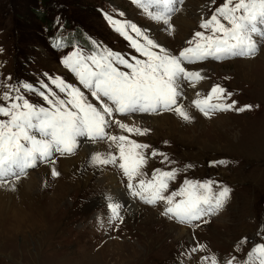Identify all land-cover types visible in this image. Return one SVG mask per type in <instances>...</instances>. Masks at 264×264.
<instances>
[{
	"label": "rangeland",
	"instance_id": "rangeland-1",
	"mask_svg": "<svg viewBox=\"0 0 264 264\" xmlns=\"http://www.w3.org/2000/svg\"><path fill=\"white\" fill-rule=\"evenodd\" d=\"M212 2L184 0L178 6L180 11L172 16L174 30L169 32L165 25L161 29L171 37L163 42L152 35L149 25L155 28V21L132 0H0V93L7 91L9 86L19 88L20 93L34 104L44 105L38 94L25 91L22 85L28 83L41 90L42 84H48L56 90L50 79L60 78L81 87L97 104L62 63L73 53L75 46L66 47L64 44L69 43L63 41L56 46V35H69L70 42L71 31L81 27L98 42L104 41L120 50L126 58H130L129 54L139 57L121 37L123 35L114 30L106 19L107 14L114 19L124 17V22L135 24L175 54L199 27L200 14L212 6ZM36 7L47 11L43 20L35 16ZM179 16L188 17L193 26L177 23L175 18ZM68 18L71 27L60 30ZM50 23L52 28L48 27ZM244 59L247 57L209 58L186 64V68L207 72V79L195 87L183 85L184 97L179 102L190 110L192 121L185 122L171 112L159 113L174 115L182 127L172 123L157 133L145 123L129 122L126 120L129 115L115 114V119L149 131L146 135H136L123 132L115 125L108 129L112 134L127 135L138 143L149 145L143 150L147 156L143 171L148 178L156 169L177 170L165 195L179 190L185 180L213 181L214 190L221 185L229 187L230 197L224 206L212 218L204 217L211 218L207 224L190 227L162 215L165 208L162 203L153 206L132 198L122 171L112 165L93 166L90 155L75 164L60 162L83 158L81 148L91 143L80 138L74 155L54 156L55 168L58 164L61 166L56 168L60 173L58 177L51 175L52 165L38 163L20 179L35 176L37 180L32 188L20 184L14 191L0 187V264H203L201 258L205 256H215L221 264L235 257V264H243L250 246L258 239L264 241V39L259 40L256 55L248 58L254 60L250 66H244ZM212 64L218 66L217 70ZM215 82L232 91L236 108L245 105L253 108L245 112L235 109L214 112L211 118L198 113L190 101ZM188 89L191 92H186ZM197 115L203 118L202 123L198 122ZM153 150L165 154L168 160L165 161L162 155L151 156ZM108 151L114 149L108 147L93 150V153ZM221 160L226 163H213ZM49 165L43 175L38 173L40 168ZM67 165L70 170L65 169ZM108 172L119 174L126 198L146 209L141 215L128 210L123 195L111 194ZM89 173H92L90 178L87 177ZM86 178L89 180L87 184L84 182ZM60 188L63 195L57 199L54 195ZM108 195L122 205L123 222L111 219ZM201 244L206 246L203 251H191Z\"/></svg>",
	"mask_w": 264,
	"mask_h": 264
},
{
	"label": "snow or ice",
	"instance_id": "snow-or-ice-1",
	"mask_svg": "<svg viewBox=\"0 0 264 264\" xmlns=\"http://www.w3.org/2000/svg\"><path fill=\"white\" fill-rule=\"evenodd\" d=\"M132 2L171 32L174 30L172 16L180 11L178 6L184 0ZM106 19L115 31L129 40L130 46L143 59L138 56L126 58L99 45L90 54L77 50L66 56L62 63L97 104L89 101L81 87L60 78L50 79L56 90L48 84H42L41 90L31 84L22 85L25 91L38 94L44 105L31 103L19 88L9 86L7 91L0 93V117L4 118L0 119V187L14 191L16 183L38 163L52 165L51 175L58 177L60 173L54 166V154L74 155L80 138H85L91 144L106 143L109 149H114L107 153H92L90 163L97 167H118L126 178V188L132 197L153 206L164 203L162 215L179 223L192 225L193 221L201 220L207 223L203 218L216 214L229 199V187L221 185L214 190L213 181L185 180L179 190L165 195L177 170L156 169L148 178L143 171L147 164L143 150L149 145L138 143L127 135L112 134L108 129L115 125L123 132L136 135H146L149 131L115 119V114L171 112L185 122H191L193 117L179 102L184 95L183 85L187 82L195 87L204 77L199 71H189L186 64L209 58L254 57L259 51V40L264 39V0H225L211 17L201 20L200 28L204 31L195 32L193 39L187 42L189 47L178 54L171 53L135 24L107 14ZM129 28L135 37L129 35ZM230 96L225 88L215 85L205 98L193 100L192 104L209 118L217 111L235 109L244 112L251 109V105L235 108V101L211 102L213 99L223 101ZM150 155H162L165 161L168 160L165 154L155 150ZM213 163L225 164L226 161ZM106 199L111 219L123 222L122 205L114 202L111 195ZM205 247L201 244L191 251H203ZM201 259L203 264L209 261L221 264L215 256ZM235 261L236 258L232 257L223 264H235ZM243 264H264V244L254 247Z\"/></svg>",
	"mask_w": 264,
	"mask_h": 264
},
{
	"label": "bare ground",
	"instance_id": "bare-ground-1",
	"mask_svg": "<svg viewBox=\"0 0 264 264\" xmlns=\"http://www.w3.org/2000/svg\"><path fill=\"white\" fill-rule=\"evenodd\" d=\"M198 17V16H197ZM176 20V22L177 23H186V24H188V25H192L193 26V23L189 20V18L188 17H185V16H179V17H177V18H175ZM154 24H155V28H153V27H151L150 25H149V27L150 28H152V35L153 36H155V37H158V38H160L163 42H167L166 40L167 39H170L171 37H170V35L169 34H167V33H163V31H161V29L164 27V25L162 24V23H160V22H154ZM157 30H159V31H157ZM159 32H161V34L159 35ZM181 34V33H180ZM171 42V41H170ZM167 44V43H166ZM165 44V45H166ZM171 50V49H170ZM254 60L252 59H244V60H242V62H244L245 64H244V66L245 65H249L250 66V64L253 62ZM243 64V63H242ZM213 65V68L214 69H216L217 70V67L218 66H215L214 64H212ZM208 66V65H207ZM210 66V65H209ZM206 83V82H205ZM185 86V85H184ZM186 90V89H185ZM196 90V89H195ZM197 91V90H196ZM186 92H191L189 89L186 91ZM184 97V96H183ZM192 98V95L190 96V99ZM186 100V99H185ZM189 109V108H188ZM190 111V110H189ZM197 117H198V115H197ZM126 120H128L129 122H131V123H135V124H137V123H145V125L146 126H149L151 129H153V131H156L157 133L161 130V129H163L164 127H167V125H169V124H171L172 125V123L173 124H179V126H181V121H179L177 118H175V116L174 115H170V114H157V115H151V116H149V115H144V116H140V117H136V116H134V115H129V117H126ZM198 122H200V123H202L203 122V118L200 116V117H198ZM177 126V125H176ZM169 127V126H168ZM182 127V126H181ZM172 129V128H171ZM177 130V129H176ZM106 148H108V144H106V143H97V144H88V145H86V146H84V147H82L81 148V154H82V156H83V158H79V157H74L73 159H71L70 161H68V160H61L60 162H64V163H66V164H68V163H72V164H75V163H79V162H83V160H85L89 155H91L92 153H93V150H95V151H100V150H104V149H106ZM57 163H59V162H57ZM57 167H61L59 164L58 165H56V168ZM49 168H50V165L49 166H44V167H42V168H40L39 169V171H38V173L40 174V175H43V173L44 172H46V171H48L49 170ZM65 169H68V170H70V167L67 165L66 167H65ZM91 174L92 173H89V175H87V177L88 178H90L91 177ZM93 176V175H92ZM106 178H107V176H106ZM37 179H36V177L35 176H27L26 178H24L23 180H19L17 183H16V188H15V190H17L18 189V185L20 184V185H22V186H25L26 188H32L34 185H35V181H36ZM88 179L86 178L85 180H84V182L87 184L88 183ZM108 183H110L109 185H110V187H111V194L112 195H115V194H117V195H119V194H121V195H123V198L124 199H126V202H127V206H128V210L129 211H131V212H133V213H136L137 215L138 214H142V212L143 211H145L146 209H143L142 208V206L140 205V204H138V203H136L135 201L134 202H131V201H129L127 198H126V196H125V193H123L124 192V190H123V186L121 185V183L119 182V176H118V174L116 173V172H108ZM80 186H82V185H80ZM89 186V185H88ZM61 187H62V185H61ZM86 189V188H85ZM57 191H59V192H57V193H60V195H58L57 193L54 195L55 196V198H57V199H59L62 195H63V190H62V188H60V190L59 189H57ZM82 191H84L85 192V190H82ZM93 192V191H92ZM114 198V197H113ZM119 198V197H118ZM124 201V200H123ZM61 202H63V201H61ZM125 206V205H124ZM58 208V207H57ZM21 209V208H20ZM59 209V208H58ZM152 213H154V211L153 210H150ZM22 212V211H21ZM20 213V212H19ZM22 214V213H21ZM140 214V215H141ZM144 214V213H143ZM23 215V214H22ZM24 216V215H23ZM19 217V216H18ZM42 217V216H41ZM136 217V216H135ZM146 222V221H145ZM184 232H188V231H186V230H184Z\"/></svg>",
	"mask_w": 264,
	"mask_h": 264
},
{
	"label": "trees",
	"instance_id": "trees-1",
	"mask_svg": "<svg viewBox=\"0 0 264 264\" xmlns=\"http://www.w3.org/2000/svg\"><path fill=\"white\" fill-rule=\"evenodd\" d=\"M46 12L47 11H40V9L38 8V7H36V9H35V16H37V17H39L40 19H42L43 20V18L45 17V15H46ZM56 19H54V21H55ZM71 20V19H70ZM69 20V18H68V20L67 21H65L64 23H62V25H61V27H62V29L64 30V29H67V27H71V25H70V21ZM52 23H50V24H48V27L49 28H52V25H51ZM49 25H51V26H49ZM73 28V27H72ZM87 33H85L84 31H83V28H79V29H77V30H73V31H71V35H72V37H74L76 40H79V41H82V42H84V43H89V41L87 40V35H86Z\"/></svg>",
	"mask_w": 264,
	"mask_h": 264
}]
</instances>
